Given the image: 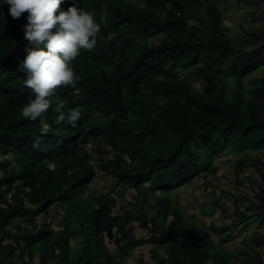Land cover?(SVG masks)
I'll return each mask as SVG.
<instances>
[{"label": "trees", "instance_id": "1", "mask_svg": "<svg viewBox=\"0 0 264 264\" xmlns=\"http://www.w3.org/2000/svg\"><path fill=\"white\" fill-rule=\"evenodd\" d=\"M73 2L62 0L61 7ZM143 2L77 0L100 24L96 44L73 61L75 87L61 86L50 98L44 119L51 129L33 148L41 125L22 115L35 94L23 87L27 73L19 68L27 55L28 13L14 19L0 0V154L16 162L0 158V264H122L107 250L108 241L124 257L147 242L168 245L167 257L150 251L155 264H236L208 228L187 221L158 192L210 170L212 157L228 145L264 150V24L244 27L235 38L218 0ZM257 70L263 74L249 77ZM61 101L65 112L81 108L74 126L57 122ZM92 141L109 153L100 158L105 177L133 189L132 208L117 212L116 195L91 187L96 168L76 147ZM245 164L261 177L251 179L256 200L245 212L236 205L229 223L210 224L218 235L251 217L264 223V161L242 158L235 173ZM134 220L150 231L148 238L135 235ZM254 241L264 243V231ZM253 249L257 264H264ZM137 264H145L143 258Z\"/></svg>", "mask_w": 264, "mask_h": 264}, {"label": "rangeland", "instance_id": "2", "mask_svg": "<svg viewBox=\"0 0 264 264\" xmlns=\"http://www.w3.org/2000/svg\"><path fill=\"white\" fill-rule=\"evenodd\" d=\"M131 1L144 4L143 0ZM218 2L224 17L223 22L229 28L227 32L235 38L244 35V27L252 28L264 24V19H255V16L259 18L264 17L263 0H218ZM262 74L261 70H257L249 77ZM180 78H184V75L180 74ZM228 81L230 84H235L232 79ZM195 85L201 87L202 81H196ZM228 147L227 150L212 157V168L210 170L203 171L180 188L167 193L158 192V194L170 198L172 203L180 208L183 217L187 221L195 223L202 228H208L213 239L217 242L218 248L229 250L231 260L236 264H257L254 246L259 250L264 261V243L256 245L254 241V235L264 231V223L261 222L259 217H251L247 222L233 229L230 234L229 232H224L222 235H218L209 229L210 224L221 225L229 223L234 218L236 205L241 206V209L245 212L251 204V200H256L254 190H258V186H255L251 179L257 178L258 181H261L256 168L250 164L243 165L239 174L235 173V168L238 160L242 158L247 159L250 156L259 155L264 161V150L237 151L230 150L231 145H228ZM76 148L78 149V153L83 157L89 153L87 160L96 168L97 176L92 181L91 187L98 193L116 195L118 199V205H116L117 212H120L122 209L132 208L133 189L118 182L117 179L106 178L104 172L99 168L101 163L100 158L109 157V153L101 154L97 148V142L93 141L85 144L79 142ZM0 158L1 160H8L12 164L15 162L12 154H0ZM125 159L129 161V156H125ZM8 197H10V194ZM57 210L59 211L58 208ZM253 212L256 213V210L249 211L248 214ZM150 213L148 219H151L153 211H150ZM133 225L136 236L140 238L148 236L150 231L141 227L138 220H134ZM54 226L59 228L60 222L56 221ZM227 234H229L230 238L228 241H223L222 238H225ZM106 247L109 252L117 254L116 260L122 264H137L140 258H143L145 264H155L150 251H157L162 256L167 257L168 245L147 242L132 250L131 253L129 252V255L125 257L122 251L119 252L117 249L116 243L108 241ZM243 252L249 253L250 261H247L246 254ZM35 255L36 262L38 253ZM18 262L22 264L21 261ZM49 264H56V260L51 261Z\"/></svg>", "mask_w": 264, "mask_h": 264}, {"label": "clouds", "instance_id": "3", "mask_svg": "<svg viewBox=\"0 0 264 264\" xmlns=\"http://www.w3.org/2000/svg\"><path fill=\"white\" fill-rule=\"evenodd\" d=\"M2 2L9 5V14L14 19L25 11L28 13L24 25L27 55L20 61L19 68L27 73L23 87L35 95L22 107V115L32 121L39 119L42 135L33 141V148H39L43 135L51 129V124L44 119L52 106L50 98L61 86L75 87L79 76L73 61L82 51L94 48L100 24L94 13L77 6V0L67 8L61 7L62 0ZM64 107L63 101L55 105L59 113L57 122L67 121L74 126L82 115L81 108L65 112Z\"/></svg>", "mask_w": 264, "mask_h": 264}, {"label": "crops", "instance_id": "4", "mask_svg": "<svg viewBox=\"0 0 264 264\" xmlns=\"http://www.w3.org/2000/svg\"><path fill=\"white\" fill-rule=\"evenodd\" d=\"M149 234H150V233H149ZM149 234H148V235H149Z\"/></svg>", "mask_w": 264, "mask_h": 264}, {"label": "bare ground", "instance_id": "5", "mask_svg": "<svg viewBox=\"0 0 264 264\" xmlns=\"http://www.w3.org/2000/svg\"><path fill=\"white\" fill-rule=\"evenodd\" d=\"M230 98V97H229Z\"/></svg>", "mask_w": 264, "mask_h": 264}]
</instances>
